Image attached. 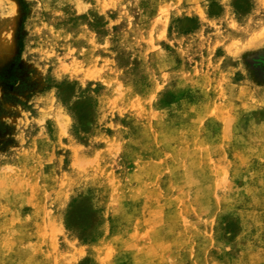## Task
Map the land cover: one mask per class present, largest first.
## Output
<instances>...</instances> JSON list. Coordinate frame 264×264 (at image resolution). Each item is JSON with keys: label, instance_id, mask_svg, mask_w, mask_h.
<instances>
[{"label": "rangeland", "instance_id": "374dc122", "mask_svg": "<svg viewBox=\"0 0 264 264\" xmlns=\"http://www.w3.org/2000/svg\"><path fill=\"white\" fill-rule=\"evenodd\" d=\"M0 264H264V0H0Z\"/></svg>", "mask_w": 264, "mask_h": 264}]
</instances>
